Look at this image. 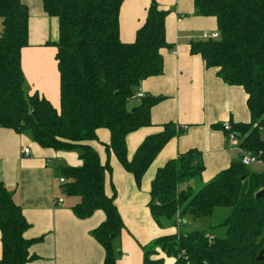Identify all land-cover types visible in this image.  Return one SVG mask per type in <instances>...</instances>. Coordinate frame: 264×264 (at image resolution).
Masks as SVG:
<instances>
[{
  "label": "trees",
  "instance_id": "obj_1",
  "mask_svg": "<svg viewBox=\"0 0 264 264\" xmlns=\"http://www.w3.org/2000/svg\"><path fill=\"white\" fill-rule=\"evenodd\" d=\"M124 1L41 0L44 15L58 21V41L52 44L59 73L57 111L39 94L27 96L25 91L21 50L28 46L27 6L21 0H0V128L29 132L43 149L79 153L81 167L59 168L57 178L65 181L60 185L63 195L78 199L72 207L76 218L104 213L105 221L92 232L105 252L103 264L116 263L115 243L124 229L114 188L106 193L109 158L114 156L140 186L159 153L183 134L175 124H165L127 158L126 137L152 127L151 109L163 99L148 95L129 107L134 91L142 81L163 74L162 51L170 46L165 38L167 12L154 2L134 41L122 43L119 11ZM194 12L216 20L218 38L191 43L190 54L216 69L223 83L245 92L250 121L230 124V133L237 148L255 155L264 168V0H194ZM101 129L109 133L104 164L92 148ZM203 170L196 150L168 161L151 181L147 208L159 227L164 220L173 229L185 216L198 220L225 210L223 221L212 228L225 229L224 236L171 233L152 245L171 264H264V195L256 198L264 193V171L255 172L237 159L203 184ZM28 227L12 193L0 182V264L35 259L29 253L35 240L23 237Z\"/></svg>",
  "mask_w": 264,
  "mask_h": 264
},
{
  "label": "crops",
  "instance_id": "obj_2",
  "mask_svg": "<svg viewBox=\"0 0 264 264\" xmlns=\"http://www.w3.org/2000/svg\"><path fill=\"white\" fill-rule=\"evenodd\" d=\"M21 2L29 11L28 46L21 50L26 94H39L59 111V73L52 45L58 41V21L44 15L41 0ZM152 2L167 12L165 38L170 48L162 51L163 74L142 81L134 93L163 99L151 109L152 127L126 137L127 158L131 159L142 141L165 124H175L183 134L159 153L140 186L111 156L106 193L110 195L114 188L115 206L124 226L115 264H144V249L171 234L163 222L161 227L154 222L147 208L156 171L178 155L196 150L204 166L201 182L209 183L238 159L235 143L228 142L219 127L250 121L243 89L226 85L217 77L216 69L206 68L199 56L190 54L191 43L202 40L204 34H217L214 18L195 15L194 0H125L119 11L120 41H134ZM131 102L137 105L139 100ZM97 138L92 148L104 164L109 133L101 129ZM24 150H28L27 155ZM81 165L78 152L43 149L29 132L16 134L0 128V182L12 193L13 202L29 224L23 237L35 240L29 247L35 259L28 264H103L105 252L92 232L105 221L104 213L95 211L86 219L76 218L72 207L78 199L63 195L57 178L59 168ZM58 199L62 203L55 206Z\"/></svg>",
  "mask_w": 264,
  "mask_h": 264
},
{
  "label": "rangeland",
  "instance_id": "obj_3",
  "mask_svg": "<svg viewBox=\"0 0 264 264\" xmlns=\"http://www.w3.org/2000/svg\"><path fill=\"white\" fill-rule=\"evenodd\" d=\"M132 104L133 102H130L129 107L136 105V104H133V105ZM261 137L264 140V133L261 135ZM110 158H109V162H110ZM250 169L255 172L264 171L263 166L260 164L252 165ZM111 172H112V168H111ZM226 215H227V212H225V210L220 209V210H216L213 216L209 218L193 220L190 216H185L182 222L179 221V223L174 229L172 228V226H170L169 223H166V221L164 220L162 221L166 225L164 226V228L165 229L168 228L171 231V233L185 235V234H190L194 232H200V233H204L207 236L215 235L217 237H223L225 229L218 228L217 230L213 231L212 228L220 224ZM212 231L214 232V234H211ZM115 245L117 249L116 250V254H117L116 260H118L119 254H120L119 240L115 243ZM145 249L146 250L144 251V253L146 255L147 264H155L157 261L161 260V258H164L163 264H169L172 262V259L169 257H166L164 253L160 250V248L154 247L152 244L147 246Z\"/></svg>",
  "mask_w": 264,
  "mask_h": 264
},
{
  "label": "built area",
  "instance_id": "obj_4",
  "mask_svg": "<svg viewBox=\"0 0 264 264\" xmlns=\"http://www.w3.org/2000/svg\"><path fill=\"white\" fill-rule=\"evenodd\" d=\"M218 38V35L217 34H213V35H207V34H204L202 36V40H208V39H217ZM142 97H144L143 94H136L132 97L131 100H135V99H141ZM223 128V131L227 133V141L228 142H231L232 144L235 143L234 145H236V148H237V141H236V138L231 135L230 133V124H225L222 126ZM237 151H238V160L239 162L245 166V167H251L252 165H257V164H260V161L258 160V158L251 154L250 152H246V151H242L240 149L237 148ZM24 154H28V150H24ZM65 181L64 179H59V184L62 185L64 184ZM62 203V200L61 199H58V200H55L54 201V205L55 206H58Z\"/></svg>",
  "mask_w": 264,
  "mask_h": 264
},
{
  "label": "water",
  "instance_id": "obj_5",
  "mask_svg": "<svg viewBox=\"0 0 264 264\" xmlns=\"http://www.w3.org/2000/svg\"><path fill=\"white\" fill-rule=\"evenodd\" d=\"M264 195V193L261 191L259 192L257 195H256V198H259V197H262ZM115 237L114 236H111V239H114ZM260 259V257L258 258Z\"/></svg>",
  "mask_w": 264,
  "mask_h": 264
}]
</instances>
